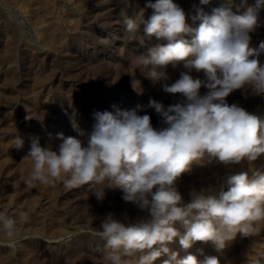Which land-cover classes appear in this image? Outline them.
Listing matches in <instances>:
<instances>
[{
    "label": "clouds",
    "instance_id": "clouds-1",
    "mask_svg": "<svg viewBox=\"0 0 264 264\" xmlns=\"http://www.w3.org/2000/svg\"><path fill=\"white\" fill-rule=\"evenodd\" d=\"M123 3L128 6L129 0ZM146 7L153 10L146 21L143 11L133 17L122 9L121 17L130 40L144 25L137 41L144 49L137 61L146 69L143 74L164 93L179 97L168 106L150 100L161 126L154 127L149 115H139L140 105L95 112L90 133L78 127V136L58 133L61 143L56 148L33 138L26 156L31 171L23 182L28 188L54 187L57 181L68 190L88 186L98 201L104 200L106 190L119 189L125 202L145 212L143 218L123 221L109 213L101 221L94 234L108 250L107 264H127L123 257H134V264H153L163 254L170 256L164 264H220L214 256L202 261L192 254L178 258L168 245L178 239L187 250L196 242H211L219 251L238 233L255 235L264 222V171L229 175L226 191L192 190L190 202L183 200L177 180L193 162L230 165L246 159L251 167L264 155V116L226 99L236 90L264 96V64L259 61L264 41L258 48L250 46V33L261 26L258 11L264 0H256L254 7L247 0H227L211 15L197 8L191 16L193 24L199 21L196 27L174 0H147ZM233 7L247 11L236 14ZM181 63L187 71L169 83L168 66ZM193 70L203 78L191 75ZM202 88L206 93L201 94ZM23 143L17 136L13 147L20 149ZM17 231V220L0 210V232L10 246Z\"/></svg>",
    "mask_w": 264,
    "mask_h": 264
},
{
    "label": "rangeland",
    "instance_id": "rangeland-1",
    "mask_svg": "<svg viewBox=\"0 0 264 264\" xmlns=\"http://www.w3.org/2000/svg\"><path fill=\"white\" fill-rule=\"evenodd\" d=\"M92 1V2H91ZM155 2V0H152ZM191 16L195 9L211 15L213 9L227 0H174ZM147 0H0V210L17 220L18 231L11 246L0 232V264H107L104 241L94 233L101 221L112 213L116 218L136 220L146 216L135 205L123 200L119 189L106 190L98 201L88 186L65 189L61 181L55 186L37 184L28 188L24 178L31 171L26 156L33 138L41 146L58 147V133L78 136L76 127L90 133L96 123L95 112L137 109L149 115L154 127H160V116L149 107L151 99L168 106L179 99L163 92L143 74L146 69L137 61L143 48L138 39H128L121 11L137 16L143 11L146 21L153 10ZM239 4L240 0H234ZM256 0H247L254 7ZM233 12L242 15L247 7ZM261 25L251 35L253 48L264 41V8L258 11ZM156 41L153 40V43ZM264 64V52L259 55ZM187 71L181 63L168 66L169 83ZM194 77L203 78L193 70ZM207 89L202 88L201 94ZM250 113L264 116V96L249 90H236L226 98ZM20 136L23 147H13ZM80 138V137H78ZM264 171V155L252 162L224 165L216 160L193 162L189 172L177 180L185 202L192 190L218 192L227 190L229 175L251 170ZM20 215L25 217L20 220ZM178 258L195 255L199 261L217 257L220 264H264V222L259 231L245 237L237 234L222 250L211 242H196L184 250L176 239L168 245ZM134 264V257H123ZM168 254L153 264H164Z\"/></svg>",
    "mask_w": 264,
    "mask_h": 264
},
{
    "label": "bare ground",
    "instance_id": "bare-ground-1",
    "mask_svg": "<svg viewBox=\"0 0 264 264\" xmlns=\"http://www.w3.org/2000/svg\"><path fill=\"white\" fill-rule=\"evenodd\" d=\"M92 2V1H91Z\"/></svg>",
    "mask_w": 264,
    "mask_h": 264
}]
</instances>
